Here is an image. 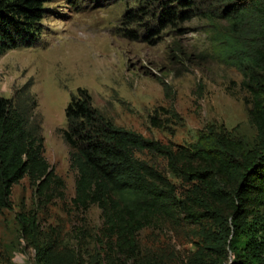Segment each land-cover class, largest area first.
I'll return each mask as SVG.
<instances>
[{
  "label": "rangeland",
  "instance_id": "374dc122",
  "mask_svg": "<svg viewBox=\"0 0 264 264\" xmlns=\"http://www.w3.org/2000/svg\"><path fill=\"white\" fill-rule=\"evenodd\" d=\"M132 7L131 0H51L41 37L45 45L0 56V95L15 101L24 93L36 97L33 122H41L44 155L58 177L50 200L28 177L14 186L12 207L0 211V264H39L42 254L48 264H63L71 260L63 246L73 248L77 264H196L208 245L214 232L210 222H167L143 229L136 257L126 258L101 243V209L93 205L83 212L73 204L78 172L62 130L65 108L79 88L88 89L94 106L117 125L163 144L188 146L210 125L256 141L243 75L215 56L206 21L195 18L148 37L144 24L124 20ZM137 156L160 167L184 193L187 183L173 175L163 157ZM22 215L38 222L33 237L24 233ZM240 239L242 244L245 238ZM230 258L229 252L222 264Z\"/></svg>",
  "mask_w": 264,
  "mask_h": 264
},
{
  "label": "trees",
  "instance_id": "16d2710c",
  "mask_svg": "<svg viewBox=\"0 0 264 264\" xmlns=\"http://www.w3.org/2000/svg\"><path fill=\"white\" fill-rule=\"evenodd\" d=\"M50 1L0 0V56L40 45ZM131 1L134 7L124 20L144 24L148 37L195 18L206 21L215 56L243 75L256 141L250 144L210 125L188 146L163 144L117 125L94 106L88 89L79 88L65 108L62 130L78 172L75 208L85 212L97 205L103 217L101 243L126 258L136 257L143 229L184 220L214 226L196 264L210 258L211 264H222L229 252V264H264V0ZM38 106L28 93L18 101L0 95V211L12 207L13 188L25 177L41 196L53 197L58 177L44 155L41 122H33ZM151 120L161 124L157 117ZM143 152L163 157L173 175L187 183L184 193L160 167L137 156ZM20 221L33 237L36 219L22 215ZM62 249L71 258L63 264L80 262L73 248ZM39 264H48L45 254Z\"/></svg>",
  "mask_w": 264,
  "mask_h": 264
},
{
  "label": "clouds",
  "instance_id": "9594fccd",
  "mask_svg": "<svg viewBox=\"0 0 264 264\" xmlns=\"http://www.w3.org/2000/svg\"><path fill=\"white\" fill-rule=\"evenodd\" d=\"M43 37V36H42ZM40 45H45V42L43 41V38L41 39ZM39 46V45H38Z\"/></svg>",
  "mask_w": 264,
  "mask_h": 264
}]
</instances>
